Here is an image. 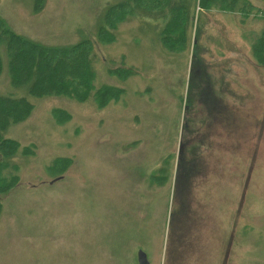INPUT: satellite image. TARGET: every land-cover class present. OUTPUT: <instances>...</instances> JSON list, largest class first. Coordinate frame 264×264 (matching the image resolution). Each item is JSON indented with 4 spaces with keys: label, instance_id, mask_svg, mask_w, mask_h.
I'll list each match as a JSON object with an SVG mask.
<instances>
[{
    "label": "rangeland",
    "instance_id": "374dc122",
    "mask_svg": "<svg viewBox=\"0 0 264 264\" xmlns=\"http://www.w3.org/2000/svg\"><path fill=\"white\" fill-rule=\"evenodd\" d=\"M127 1L133 13L113 31L115 40L100 39L108 10ZM252 1L264 8V0ZM138 4L45 0L41 8L35 0H0L6 27L27 38L54 46L90 39L95 87L124 89L101 108L93 99L28 96L33 115L5 132L20 143L6 157L8 170L21 175L28 192L0 195V264H140V250L150 264H264V67L251 51L264 18L241 25L240 14L219 12L222 24L213 15L219 13L201 10L187 29L190 49L170 52L161 42L163 19ZM196 30L201 56L226 84L220 123L207 114L217 105L214 78L198 86L202 106L190 81ZM110 67L134 73L124 80ZM0 94L27 96L11 85L7 69ZM56 107L70 118L54 117ZM186 118L191 127L213 124L193 155L206 158L207 175L193 180L187 199L182 194L192 212L180 225L176 215L171 227L173 210L181 209L175 175ZM25 146L35 152L24 153ZM57 157L72 164L51 175Z\"/></svg>",
    "mask_w": 264,
    "mask_h": 264
},
{
    "label": "trees",
    "instance_id": "16d2710c",
    "mask_svg": "<svg viewBox=\"0 0 264 264\" xmlns=\"http://www.w3.org/2000/svg\"><path fill=\"white\" fill-rule=\"evenodd\" d=\"M35 1L41 8L45 3V0ZM114 6L116 7V11L110 8L106 14L104 23L99 28V38L104 39L107 43L115 40L113 31L119 28L125 17L128 15L132 16L133 13V10L130 8V1ZM145 8L151 9V11L157 10V13L165 22L161 42L164 48L170 52H184L190 49V46H188L190 36L187 29L190 25L194 24V18L196 19L195 13L201 10L220 12L221 15L226 13L233 15L240 14L241 25L252 19L261 20L260 18H264V8L257 6L252 0H142V5L138 4L137 9ZM220 13L213 15L224 24L223 20L218 17ZM220 34L221 36H226V33ZM201 35L202 33H197L196 30V41L193 42L194 50L190 81L192 85L197 86L196 92H200L198 100L202 106L205 100V91L204 96H202L203 88H199L198 86L203 83L205 77H213L214 79L210 86L213 88L212 97L215 103H217L216 107L224 110V108H227V100L225 99L226 84L222 82L223 74L219 75L214 70L215 65L212 64L210 67L201 56L203 52L198 49L201 44L199 43ZM251 51L257 65L263 68L264 22L254 41L251 42ZM93 54L94 48L90 39H84L70 45H47L9 30L0 18V76L3 70L7 69L11 85L15 89L20 88L27 93V96L24 94L19 96L0 94V195L7 192H28V187L24 188L22 187V183L20 184L21 175L9 172V159L6 160V157L12 156L19 149L20 143L17 139L5 135L8 128L13 125L26 123L33 115L35 104L28 96L37 98L38 100L66 96L79 102L93 99L100 108L106 106L111 101L119 100L124 92L123 88L107 82H104L99 87H95L96 70L93 65ZM107 71L124 80L134 73L133 69L129 67L115 69L110 67ZM221 72L223 73V69ZM227 72L229 70H225V73ZM219 80L220 84L218 86ZM192 92L194 93V91ZM52 114L54 117L65 121L71 116L68 111L57 107L52 110ZM192 129H194L193 126L189 130V122L186 118L184 131L182 130V143L177 162L178 174L176 173L175 175L177 183H180V186L177 185L176 189H179V207L181 206V209L180 212L173 210L171 227L176 215L178 216L177 222L180 225L185 223V215L187 214L186 200L182 198V194L184 193L183 182L185 180H181V178L184 175L188 157L194 155V149L199 145L197 142H193L191 146L186 147V140L188 135L191 134ZM123 147L129 148V144ZM190 150H192L191 153ZM34 152L31 147L25 146L24 153L33 154ZM164 152L162 151L163 156L160 160L165 157ZM167 156L171 155L168 154ZM164 161L167 162L165 159ZM71 164V158L57 157L51 162V167L49 168L50 174L64 173ZM161 164L163 163L160 162ZM2 207L3 201L0 198V210ZM189 209L192 212V206Z\"/></svg>",
    "mask_w": 264,
    "mask_h": 264
},
{
    "label": "flooded vegetation",
    "instance_id": "af4514ba",
    "mask_svg": "<svg viewBox=\"0 0 264 264\" xmlns=\"http://www.w3.org/2000/svg\"><path fill=\"white\" fill-rule=\"evenodd\" d=\"M214 112L217 114L219 123L221 122L222 118L220 117L223 115L224 110L221 108H215L212 113H207L208 115L213 116ZM204 118H208L205 116ZM200 128L194 127L193 132L188 135V138L186 140V147H189L193 144V142H197L200 144L202 147L205 146L204 143L208 142V135L207 131L213 126V124H209L207 121L202 122L200 121ZM189 126H191L189 124ZM190 144V145H189ZM192 150H190V153ZM207 163H206V158L204 156H189L188 161H186V168L184 170V175L181 178V180H185L183 182L184 185V193H186V198H187V192H190V190L195 186V183L193 182L194 179H203L206 177L207 172ZM189 180H192L188 182ZM191 205H187L186 212L188 213L191 211L189 209ZM187 215V214H186Z\"/></svg>",
    "mask_w": 264,
    "mask_h": 264
},
{
    "label": "water",
    "instance_id": "95a60500",
    "mask_svg": "<svg viewBox=\"0 0 264 264\" xmlns=\"http://www.w3.org/2000/svg\"><path fill=\"white\" fill-rule=\"evenodd\" d=\"M54 181H51V183H53ZM139 259H140V264H150V262L148 261L147 255L143 250L139 251Z\"/></svg>",
    "mask_w": 264,
    "mask_h": 264
},
{
    "label": "crops",
    "instance_id": "0c3cea01",
    "mask_svg": "<svg viewBox=\"0 0 264 264\" xmlns=\"http://www.w3.org/2000/svg\"><path fill=\"white\" fill-rule=\"evenodd\" d=\"M182 128V127H181Z\"/></svg>",
    "mask_w": 264,
    "mask_h": 264
}]
</instances>
